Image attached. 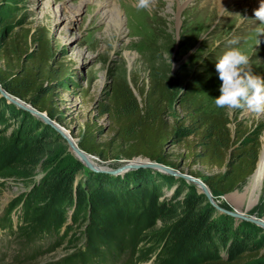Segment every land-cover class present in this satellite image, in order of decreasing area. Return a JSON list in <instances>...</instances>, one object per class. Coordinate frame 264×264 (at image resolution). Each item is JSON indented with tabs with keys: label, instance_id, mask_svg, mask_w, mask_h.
<instances>
[{
	"label": "rangeland",
	"instance_id": "rangeland-1",
	"mask_svg": "<svg viewBox=\"0 0 264 264\" xmlns=\"http://www.w3.org/2000/svg\"><path fill=\"white\" fill-rule=\"evenodd\" d=\"M106 1L0 0V49L11 39L27 34V43L23 47L28 53L39 54L42 42L46 41L47 56L53 68L65 72L55 82L44 85L49 87L46 95L53 93L52 105L56 110L54 120L46 116L50 123L10 102L9 98L16 99L3 95L4 89L0 87L1 109L8 116L6 123H0L1 144L17 140L22 132L31 129L34 137L43 140L47 150V157L40 167L0 174V218L13 207L10 215L17 224L24 211L20 201L31 197L44 179L64 168L75 169L74 186L82 189L88 188L92 175L117 178L131 174L132 171L118 175L94 171L92 165L103 167V170L115 169L124 165L122 162L126 159L103 161L91 157L84 161L68 142L72 139L80 143L88 123L100 128V138L111 136L112 123L102 114V107L109 101L117 81L126 82L137 98L138 87L147 88L154 80L163 81L172 94L168 119L171 126L176 122L187 123L188 107L201 108L207 113H223L231 120L232 129L238 120L256 130L263 147V0H235L230 12L224 16L214 6V0H192L181 11L173 0H111L109 16L105 17L102 4ZM254 1L257 3L251 8ZM25 106L37 110L31 104ZM168 150L181 163L179 169L168 168L190 175L188 163L178 156L183 153L182 147L176 143ZM143 169L161 178L162 182L170 178L171 187L163 189L165 196L180 187L203 194L188 179L167 175L154 168ZM193 170L205 177L209 175L200 166ZM199 179L205 183L204 178ZM248 181L228 197L210 189L212 200L220 209L237 211L247 219L264 223V188L261 198L251 208L248 200L238 195L243 194ZM186 192H182L180 198ZM209 205L215 210L216 219L227 217L234 226L245 225L256 232L254 262H264L263 226L230 217L210 202ZM63 207L67 211L63 224L65 234L54 251L44 253V249L39 251L44 255L35 260L28 259L26 255L32 246L21 243L19 233L14 235V240L11 232L0 230V264H46L70 256L81 248L92 228L90 209L77 206L76 201ZM31 210L32 207L28 211ZM161 227L158 223L152 229L142 230L134 257L142 256L138 264H158L161 260L164 247L157 237ZM50 242L51 238L46 240L47 245ZM128 259L129 253H126L115 263L103 264H130Z\"/></svg>",
	"mask_w": 264,
	"mask_h": 264
},
{
	"label": "trees",
	"instance_id": "trees-1",
	"mask_svg": "<svg viewBox=\"0 0 264 264\" xmlns=\"http://www.w3.org/2000/svg\"><path fill=\"white\" fill-rule=\"evenodd\" d=\"M18 38L0 49V85L54 120L53 93L46 95L49 87L44 85L55 82L65 72L53 68L46 41L42 42V51L35 55L23 47L27 34ZM137 92L141 100L126 82H115L109 101L102 107V114L112 123L111 136L100 138V128L88 123L79 143L82 151L103 161L141 157L179 169L178 157L168 150L178 143L183 151L178 156L188 163L189 174L204 178L212 192L222 196L234 192L254 174L262 150L256 130L238 120L232 129L227 115L189 107L187 123L171 126L168 119L172 94L166 83L154 80L147 88L138 87ZM1 106L0 102V123H6L8 116ZM33 135L29 129L11 143L0 142V174L36 169L44 163L46 145ZM196 166L209 175L205 177L193 170ZM75 173L71 168L54 172L36 187L31 197L20 201L24 211L16 233L21 243L36 250L28 259L35 260L59 245L65 234L67 211L63 205L76 201L77 206L91 212L92 228L85 243L70 256L46 264L115 263L126 253L130 264H138L142 256L134 257L142 230L152 229L158 223L162 227L157 237L164 247L158 264H264L254 262L256 232L245 225L234 226L227 217L216 219L206 196L196 190L180 187L165 196L163 189L171 187L170 178L162 182L146 169L117 178L92 175L88 188L82 189L74 186ZM30 207L32 210L28 211ZM12 208L1 219V225L11 229ZM49 238L46 252L39 254ZM262 246L264 249V243Z\"/></svg>",
	"mask_w": 264,
	"mask_h": 264
},
{
	"label": "water",
	"instance_id": "water-1",
	"mask_svg": "<svg viewBox=\"0 0 264 264\" xmlns=\"http://www.w3.org/2000/svg\"><path fill=\"white\" fill-rule=\"evenodd\" d=\"M0 87L2 88L1 85H0ZM133 92H134V94H136L134 90H133ZM2 94L5 95V96H7V97H8V95L11 96V97H14V96L10 95L9 93H7L5 90L2 91ZM14 98L16 100H13L12 98H9V100L11 102L15 103L16 105L22 107V108H25L27 110L32 111L37 116H39L40 118L44 119L46 122H49L50 123L49 120H51V119L48 118L49 119L48 120L46 118V116H47L46 114L41 113L38 110H33V109L31 110L29 107L25 106V104H27V103H25L24 101H22V100H20V99H18L16 97H14ZM138 100H140V97H138ZM78 152H79L80 156L82 158H84L85 160H86V158L95 157V156L86 154L81 149H79ZM259 158H260V156H259ZM133 161H137V162H133ZM122 163H124V165L119 166V167H117L115 169L108 168L106 170H103V167L102 168L101 167L100 168H97V167L95 168V167H93V165L91 167H92V169L94 171L108 172V173H112V174H115V175L122 174V173H126V172H130V171H133V170H137L138 168H154L156 170H160V172H162L164 174H167V175H173V176H176V177L188 179L190 182H192V183H194V184H196L198 186V188L201 190L200 192L203 193L206 196V198L208 199V201L210 202V204L212 206H214L217 210L223 212L224 214H226V215H228L230 217L236 218V219L244 220L246 222H251V223H254V224H261L263 226V229H264V223L262 221H258V220L256 221L255 219H247L243 215L239 214L237 211L232 212V211H226V210L220 209L213 202V200L211 198V195H210V193L208 191V190H210V188L203 181H201L199 178H195V177H193L191 175H183V174H180L176 170L171 169V168H168V166H166L164 164H161V163H158V162H152L149 159L141 158V157L140 158H135V159H132V160H124ZM233 193L234 192H232L230 194H227L225 196L228 197V196L232 195Z\"/></svg>",
	"mask_w": 264,
	"mask_h": 264
},
{
	"label": "bare ground",
	"instance_id": "bare-ground-1",
	"mask_svg": "<svg viewBox=\"0 0 264 264\" xmlns=\"http://www.w3.org/2000/svg\"><path fill=\"white\" fill-rule=\"evenodd\" d=\"M173 1L174 2L176 1L177 9L179 11H181L184 7H186L187 5H189L192 0H180V1L173 0ZM234 1L235 0H214V6H216L219 9V13L221 14V16H224V15H226V14H228L230 12V7L233 6ZM256 1H258V0H256ZM256 1L252 2V4H250L251 5V8H253L252 6L257 3ZM261 2L263 4L264 3V0L261 1ZM112 3L113 2L111 0H107L105 3L102 4V7L103 8L102 7L101 8L104 11L103 13H104V16L105 17H108L109 16V13L110 12L108 10H110V8L112 7L111 6ZM261 9L263 11L264 10V7L261 6ZM239 17H240V15H239ZM68 142H70V145H71L74 153L79 158H81L84 161H86L84 158H82L80 156V154L78 152V150H79L78 149L79 148V143L77 141L72 140V139L70 141H68ZM133 162H137V161H133ZM138 169H143V168H138ZM250 178H249V181L247 182V184L245 185L243 194H238V195H240L243 199H247L248 200V205L251 208V207H253L259 201V199L261 198V196L263 194L262 192H263V188H264V143H263V147H262V151H261V154H260L259 161L257 163L256 170H255L254 174ZM208 191H209V193L211 195V198H212V194H211L210 190H208Z\"/></svg>",
	"mask_w": 264,
	"mask_h": 264
}]
</instances>
